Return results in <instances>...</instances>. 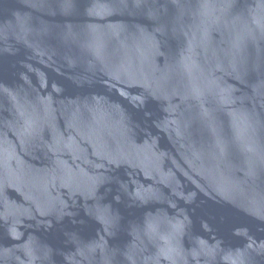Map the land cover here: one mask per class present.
<instances>
[{"label": "water", "instance_id": "obj_1", "mask_svg": "<svg viewBox=\"0 0 264 264\" xmlns=\"http://www.w3.org/2000/svg\"><path fill=\"white\" fill-rule=\"evenodd\" d=\"M0 264H264V0H0Z\"/></svg>", "mask_w": 264, "mask_h": 264}]
</instances>
